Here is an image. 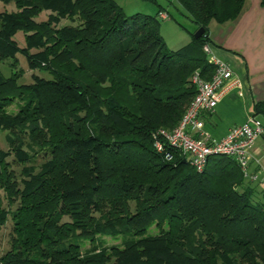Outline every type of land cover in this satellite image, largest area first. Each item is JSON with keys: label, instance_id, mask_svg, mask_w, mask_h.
<instances>
[{"label": "trees", "instance_id": "1", "mask_svg": "<svg viewBox=\"0 0 264 264\" xmlns=\"http://www.w3.org/2000/svg\"><path fill=\"white\" fill-rule=\"evenodd\" d=\"M143 1L153 15L115 0H0L14 7L0 11V64L18 54L30 71L20 83L0 69V227L11 220L0 264H264V192L236 162L211 155L196 171L162 138L153 146L195 94L193 74H212L209 23L245 0H168L194 26L175 49L159 33L165 8ZM251 111L264 131V100ZM103 236L119 245L80 250Z\"/></svg>", "mask_w": 264, "mask_h": 264}, {"label": "crops", "instance_id": "2", "mask_svg": "<svg viewBox=\"0 0 264 264\" xmlns=\"http://www.w3.org/2000/svg\"><path fill=\"white\" fill-rule=\"evenodd\" d=\"M210 24V51L232 70V78L220 89L214 108L199 113L208 139L217 140L231 127L253 116L252 104L264 100V7L259 0H245L234 20ZM247 171L257 175L250 182L264 192V140L261 137L248 149Z\"/></svg>", "mask_w": 264, "mask_h": 264}, {"label": "built area", "instance_id": "3", "mask_svg": "<svg viewBox=\"0 0 264 264\" xmlns=\"http://www.w3.org/2000/svg\"><path fill=\"white\" fill-rule=\"evenodd\" d=\"M160 16L164 18V14ZM202 49L213 65L212 74L208 79L200 78L196 73L193 74L195 94L172 129L156 131L153 146L157 151H161V142L157 137L162 138L168 147L180 151L196 171L202 170L208 156L220 154L229 156L236 162L242 177L254 181L257 175L247 171L248 149L257 137L264 140L261 121L255 116H249L243 123L231 127L220 139H208L199 113L214 108L219 99L220 89L232 78V70L225 61L211 53L207 43L202 46ZM164 157L168 159L169 153L165 152Z\"/></svg>", "mask_w": 264, "mask_h": 264}, {"label": "rangeland", "instance_id": "4", "mask_svg": "<svg viewBox=\"0 0 264 264\" xmlns=\"http://www.w3.org/2000/svg\"><path fill=\"white\" fill-rule=\"evenodd\" d=\"M115 2L122 8L126 15H131L135 12L146 15H153L157 10V6L154 3L143 0H115ZM156 3L161 7L165 8L160 10L157 14V17L161 19L159 21V33L169 49H175L180 45L186 43L190 39L189 32L193 30V24L179 12L175 11L174 8L168 5V0H156ZM12 11L14 7L11 4H2L0 2V11ZM168 12L172 18L167 16ZM164 14V18L160 16ZM46 12L39 14V19H44ZM178 22V23H177ZM62 24L67 23L66 20L61 21ZM211 24L213 22H210ZM210 24V25H211ZM14 38L18 45H22V34L17 32L14 35ZM209 45V43H207ZM210 47V45H209ZM15 62V63H14ZM10 59L3 60L0 64V69L4 75H8L10 72H20L21 75L18 78V82L27 83L30 81L29 75L30 71L26 68L23 58L20 55L15 56V61ZM14 63V64H13ZM37 74L45 75L42 72L34 70ZM19 102L15 99L14 102H11L9 106L6 107V110L9 112H14L16 110V103ZM186 108V107H185ZM185 110V109H184ZM184 112V111H183ZM183 114V113H182ZM181 118V117H180ZM169 131V130H167ZM5 131H0V149L7 150L8 146L4 140ZM12 157L8 156L6 159L9 162L8 167L12 169L15 175H18L19 164L12 162ZM42 160L41 157H37L34 161V164L37 165ZM0 195H2V190H0ZM1 205H6V200L1 196ZM11 230V220L7 218L6 222L0 227V254L8 248L9 238ZM156 231L153 225L149 226L147 232L154 233ZM120 238H110V237H95L91 241L82 240L80 241V250H87L90 247L95 249L100 248L101 246H110V245H119Z\"/></svg>", "mask_w": 264, "mask_h": 264}, {"label": "water", "instance_id": "5", "mask_svg": "<svg viewBox=\"0 0 264 264\" xmlns=\"http://www.w3.org/2000/svg\"><path fill=\"white\" fill-rule=\"evenodd\" d=\"M203 32V28L202 27H198L194 32H193V37L197 38L199 37Z\"/></svg>", "mask_w": 264, "mask_h": 264}]
</instances>
